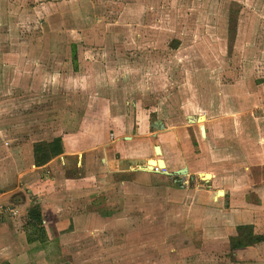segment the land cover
Masks as SVG:
<instances>
[{
	"label": "rangeland",
	"instance_id": "obj_1",
	"mask_svg": "<svg viewBox=\"0 0 264 264\" xmlns=\"http://www.w3.org/2000/svg\"><path fill=\"white\" fill-rule=\"evenodd\" d=\"M35 1L43 0H0V182L13 180L28 141L48 137L52 125L73 131L97 95L118 107L135 101L136 110L162 116L182 139L199 140V159L220 179L246 177V152L264 165V0H99L92 17L82 14L91 12L82 0L50 10ZM188 115L206 117L207 137L199 138ZM174 142L167 140V160L177 163ZM139 178L146 185L138 194L121 202L113 219L76 233L62 261L246 264L226 243H208L195 230L192 190L208 189L207 182ZM259 251L253 264H264Z\"/></svg>",
	"mask_w": 264,
	"mask_h": 264
},
{
	"label": "crops",
	"instance_id": "obj_2",
	"mask_svg": "<svg viewBox=\"0 0 264 264\" xmlns=\"http://www.w3.org/2000/svg\"><path fill=\"white\" fill-rule=\"evenodd\" d=\"M72 1L75 0H43L35 1V5L42 6L48 3L50 10L52 6L56 8L53 3L59 6V2L67 4ZM94 1L82 0V3L91 5V12L82 14L97 16L95 6H99V0L96 4ZM87 18V16L83 17L86 24L89 22ZM50 27L48 25V29ZM73 29L75 28H70L71 31H74ZM48 32L49 30L47 37ZM37 43H41L40 39L33 42V44ZM51 46L53 49L57 48L55 44ZM38 47L42 48V46ZM73 56L76 60V50L72 54V59ZM69 58L70 56L64 59L65 63H69L71 59ZM53 61L54 59L52 64ZM92 101V104L87 103L84 106L73 131H63L52 125L51 129L44 132L48 133V137L28 141L30 152L26 157L23 155L20 157L19 151L20 165L13 180L10 184L3 180L0 182V191L5 193L7 205L15 211V215L0 219V264H71L61 260L69 254L68 245L71 238H74L76 233L79 235L88 228L92 229L99 219H113L114 211L119 210L120 203L130 200L138 194L142 186L146 185L139 180V177L161 178L163 183L176 182L175 177H168L163 171L138 170L139 166L146 165L149 160L151 166H156L157 157L153 152V140H159L157 144L160 147V159L164 162L165 171L172 172L185 167L186 175L191 180L200 178L201 174H208V179L207 176L205 180L200 178L207 182L208 189L195 186L197 189L192 190L191 219L195 230L199 232V238L202 236V239L208 243H226L227 252L229 239L237 236L238 227L249 226L253 235L264 238V165L262 163L259 167L257 166L259 164H253L246 152L243 156L247 162L246 177L241 174L237 178L229 179L225 175L220 179L213 171L214 168L203 162L205 159H199L196 150V141L199 140L182 139L179 137L180 130L169 127L162 116L153 119L148 109L143 113L139 112L136 110L135 101H125L120 107L117 106L116 101L113 102L104 96L97 95ZM194 118L196 117L188 115L186 122L197 126L199 138L202 139L200 124L195 122ZM204 118L206 122L202 124L205 138L209 129L206 124L207 119ZM156 121L161 123V128L154 127ZM168 138L171 140L174 138L175 145L177 144L181 149L182 158L177 163L167 160ZM54 139L60 140L61 153L42 165H36L33 144L50 143ZM146 140L150 144L149 148ZM137 147L139 154L136 152ZM190 147L192 151L187 157L186 153ZM246 147L248 149L250 146L246 143ZM243 150L245 151L244 148ZM222 155L227 154L223 152ZM204 165L210 170L208 168L203 170ZM1 173L3 172L0 170V178ZM4 180L8 181L6 176ZM113 191L114 193L111 194ZM217 191H223V194L216 195ZM213 192L215 194L212 195ZM119 197L122 199L120 202L117 199ZM34 205L40 208L41 226L34 227L27 224L28 211ZM38 227L43 231L39 232ZM263 249L264 240L252 246L233 250L231 254L234 260L237 256L236 260L253 264L255 260H260L253 257V253ZM239 256L242 258L239 259Z\"/></svg>",
	"mask_w": 264,
	"mask_h": 264
},
{
	"label": "trees",
	"instance_id": "obj_3",
	"mask_svg": "<svg viewBox=\"0 0 264 264\" xmlns=\"http://www.w3.org/2000/svg\"><path fill=\"white\" fill-rule=\"evenodd\" d=\"M62 151L60 140L54 139L50 143L46 142H38L33 144V157L34 163L36 165H42L50 160L52 157L60 154ZM28 218L29 221L27 224L29 226H41L42 219H41V212L38 205L32 206L28 211ZM38 231L42 232L43 229L38 227ZM30 240V239H29ZM264 240L262 236H255L252 234L251 227L249 226H241L237 228V236L229 239L228 249L231 256V252L233 250L252 246L254 244L260 243ZM233 257V256H232Z\"/></svg>",
	"mask_w": 264,
	"mask_h": 264
},
{
	"label": "water",
	"instance_id": "obj_4",
	"mask_svg": "<svg viewBox=\"0 0 264 264\" xmlns=\"http://www.w3.org/2000/svg\"><path fill=\"white\" fill-rule=\"evenodd\" d=\"M191 118L193 119V117H191ZM204 119L205 118L203 115L194 118L195 122H197V123L201 122L199 125V130H200V134L202 137L205 136V129H204V125L202 124ZM156 126L160 127V128L162 127V125L159 121H156L154 123V127H156ZM156 129H158V128H156ZM153 152H154L155 156L157 157L156 158V166L159 167L160 169H164V171H163L164 175H167L168 177H171V178H174V177H181L182 178L183 176H186L187 169L185 167L182 169L176 170V171H172V172L165 171V165H164L163 160L158 158L161 156L160 147L158 145L153 146ZM150 161L151 160H149L148 163L144 166H139L138 170L152 171L154 169V167L149 164ZM207 175L208 174H201L199 177L203 178L205 180V177ZM181 180H183V179H181ZM174 181H176V180L174 179ZM220 193L223 194V191H217L216 195H221Z\"/></svg>",
	"mask_w": 264,
	"mask_h": 264
},
{
	"label": "built area",
	"instance_id": "obj_5",
	"mask_svg": "<svg viewBox=\"0 0 264 264\" xmlns=\"http://www.w3.org/2000/svg\"><path fill=\"white\" fill-rule=\"evenodd\" d=\"M262 112L264 114V109H262ZM155 171H164V169H160L157 166H154ZM15 215V211L12 207L7 205L5 201V193L0 191V219L5 218L7 216Z\"/></svg>",
	"mask_w": 264,
	"mask_h": 264
},
{
	"label": "bare ground",
	"instance_id": "obj_6",
	"mask_svg": "<svg viewBox=\"0 0 264 264\" xmlns=\"http://www.w3.org/2000/svg\"><path fill=\"white\" fill-rule=\"evenodd\" d=\"M201 122H199V124H200ZM208 177V176H207Z\"/></svg>",
	"mask_w": 264,
	"mask_h": 264
}]
</instances>
